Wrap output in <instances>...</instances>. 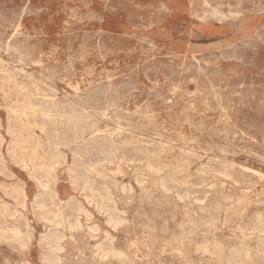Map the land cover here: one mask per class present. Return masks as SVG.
Here are the masks:
<instances>
[{
    "label": "rangeland",
    "instance_id": "374dc122",
    "mask_svg": "<svg viewBox=\"0 0 264 264\" xmlns=\"http://www.w3.org/2000/svg\"><path fill=\"white\" fill-rule=\"evenodd\" d=\"M263 164L264 0H0V264H264Z\"/></svg>",
    "mask_w": 264,
    "mask_h": 264
},
{
    "label": "bare ground",
    "instance_id": "6f19581e",
    "mask_svg": "<svg viewBox=\"0 0 264 264\" xmlns=\"http://www.w3.org/2000/svg\"><path fill=\"white\" fill-rule=\"evenodd\" d=\"M223 1V0H222ZM218 6H220V5H218ZM221 7V6H220ZM239 7V6H238ZM229 9V8H228ZM244 12V11H243ZM240 15V14H239ZM91 19V18H90ZM93 22V21H92ZM34 30V29H33ZM260 31V30H259ZM32 32V31H31ZM257 34V33H256ZM34 36V35H33ZM37 36V35H36ZM9 39V38H8ZM44 42V41H43ZM2 45V44H1ZM263 46V45H262ZM8 49V48H7ZM13 49V48H12ZM11 49V50H12ZM25 49V48H24ZM33 49V48H32ZM88 51V50H87ZM94 52V51H93ZM50 53V52H49ZM81 55V54H80ZM30 56V55H29ZM17 57V56H16ZM20 57V56H19ZM13 59V58H12ZM81 59V58H80ZM65 60V59H64ZM75 60V59H74ZM82 61V60H81ZM33 63V62H32ZM42 63V62H41ZM64 63V62H63ZM19 64H21V63H19ZM57 64V63H56ZM108 65V64H107ZM5 69V68H4ZM86 69V68H85ZM103 69V68H102ZM133 70V69H132ZM109 71V70H108ZM10 72V71H9ZM15 72V71H14ZM22 73V72H21ZM9 74V73H8ZM193 76V75H192ZM3 77V76H2ZM26 77V76H25ZM31 77V76H30ZM39 77V76H38ZM10 78V77H9ZM202 78V77H201ZM49 79V78H48ZM30 80V79H29ZM43 81V80H42ZM50 81H52V80H50ZM55 81V80H54ZM76 81V80H75ZM57 82V81H56ZM19 83V82H18ZM209 84V83H208ZM33 85H35V84H33ZM130 86V85H129ZM6 87V86H5ZM12 87V86H11ZM17 87V86H16ZM19 87V86H18ZM36 87V86H35ZM67 87H68V85H67ZM23 88V87H22ZM72 88H73V86H72ZM152 88V87H151ZM7 89V88H6ZM18 90V89H17ZM35 90V89H34ZM51 90V89H50ZM75 90V89H74ZM222 90V89H221ZM48 91V90H47ZM57 91V90H56ZM105 92V91H104ZM218 92V91H217ZM130 93V92H129ZM249 93V92H248ZM18 94V93H17ZM218 94V93H217ZM223 94V93H222ZM259 94V93H258ZM75 95V94H74ZM110 95V94H109ZM220 95V94H219ZM251 95H253V94H251ZM24 96V95H23ZM76 96V95H75ZM74 96V97H75ZM115 96V95H114ZM223 96V95H222ZM131 97V96H130ZM10 98V97H9ZM23 98V97H22ZM44 99H46V98H44ZM7 100V99H6ZM73 101V100H72ZM87 102V101H86ZM66 103V102H65ZM13 104V103H12ZM21 104V103H20ZM23 104V103H22ZM78 104V103H77ZM87 104V103H86ZM67 105V104H66ZM112 105V104H111ZM209 105V104H208ZM205 106V105H204ZM55 107V106H54ZM69 107H71V106H69ZM212 107V106H211ZM53 108V107H52ZM68 108V107H67ZM79 108V107H78ZM27 109H28V107H27ZM80 109V108H79ZM106 109V108H105ZM127 109V108H126ZM200 110V109H199ZM22 112V111H21ZM165 112V111H164ZM153 113V112H152ZM172 113V112H171ZM206 113V112H205ZM11 114V113H10ZM83 114V113H82ZM115 114V113H114ZM158 114V113H157ZM164 114V113H163ZM167 114V113H166ZM44 115V114H43ZM130 116V115H129ZM145 116V115H144ZM188 116V115H187ZM24 117V116H23ZM84 117V116H83ZM164 117V116H163ZM169 117V116H168ZM78 118V117H77ZM70 119V118H69ZM172 119V118H171ZM206 119V118H205ZM19 120V119H18ZM102 120H104V119H102ZM222 120V119H221ZM117 121V120H116ZM176 121V120H175ZM71 122V121H70ZM78 122V121H77ZM184 122V121H183ZM55 123V122H54ZM82 123V122H81ZM64 124V123H63ZM62 124V125H63ZM97 124V123H96ZM113 124V123H112ZM140 124V123H139ZM79 125H80V122H79ZM106 125V124H105ZM194 126V125H193ZM141 127V126H140ZM168 127V126H167ZM197 127V126H196ZM200 127V126H199ZM75 128V127H74ZM124 128V127H123ZM133 128V127H132ZM129 129V128H128ZM138 129V128H137ZM44 130V129H43ZM68 130V129H67ZM84 130V129H83ZM206 130V129H205ZM26 131V130H25ZM41 131V130H40ZM70 131V130H69ZM204 131V130H203ZM213 131V130H212ZM66 132V131H65ZM12 133V132H11ZM80 133V132H79ZM101 133V132H100ZM113 133V132H112ZM169 133V132H168ZM178 133V132H177ZM212 133V132H211ZM10 134V133H9ZM107 134V133H106ZM170 134V133H169ZM175 134V133H174ZM202 134V133H201ZM81 135H83V134H81ZM95 135V134H94ZM149 135V134H148ZM246 135V134H245ZM66 136V135H65ZM205 136V135H204ZM145 137V136H144ZM147 137V136H146ZM216 137V136H215ZM64 138V137H63ZM69 138V137H68ZM110 138V137H109ZM100 139V138H99ZM116 139V138H115ZM107 140V139H106ZM210 140H211V138H210ZM242 140V139H241ZM2 141V140H1ZM69 141V140H68ZM84 141V140H83ZM116 141V140H115ZM129 141V140H128ZM184 141V140H183ZM199 141V140H198ZM11 142V141H10ZM99 142V141H98ZM104 142V141H103ZM186 142V141H185ZM209 142V141H208ZM238 142V141H237ZM60 143V142H59ZM118 143V142H117ZM158 143V142H157ZM166 143V142H165ZM173 143V142H172ZM33 144V143H32ZM89 144V143H88ZM190 144V143H189ZM192 144V143H191ZM218 144V143H217ZM230 144V143H229ZM245 144V143H244ZM219 145V144H218ZM242 145V144H241ZM259 145V144H258ZM37 146V145H36ZM55 146V145H54ZM64 146V145H63ZM67 146V145H66ZM92 146H93V144H92ZM166 146V145H165ZM120 147V146H119ZM152 147V146H151ZM239 147V146H238ZM244 147V146H243ZM38 148V147H37ZM71 148V147H70ZM77 148V147H76ZM94 148V147H93ZM24 149V148H23ZM29 149H31V148H29ZM83 149H85V148H83ZM91 149V148H90ZM139 149V148H138ZM147 149V148H146ZM152 149V148H151ZM81 150V149H80ZM80 150H78V151H80ZM110 150V149H109ZM204 150V149H203ZM235 150V149H234ZM74 151V150H73ZM119 151V150H118ZM261 151V150H260ZM33 152V151H32ZM120 152V151H119ZM81 153V152H80ZM86 153V152H85ZM106 153V152H105ZM145 153V152H144ZM155 153V152H154ZM189 153V152H188ZM251 153V152H250ZM256 153V152H255ZM143 154V153H142ZM248 154V153H247ZM33 155V154H32ZM63 155V154H62ZM155 155V154H154ZM179 155V154H178ZM195 155V154H194ZM85 156V155H84ZM105 156V155H104ZM127 156V155H126ZM210 156V155H209ZM257 156H258V154H257ZM260 156V155H259ZM22 157V156H21ZM132 157V156H131ZM181 157V156H180ZM263 157V156H262ZM36 158V157H35ZM83 158V157H82ZM151 158V157H150ZM179 158V157H178ZM190 158V157H189ZM201 158V157H200ZM258 158V157H257ZM31 159V158H30ZM107 159V158H106ZM153 159V158H152ZM223 159V158H222ZM33 160V159H32ZM75 160V159H74ZM216 160V159H215ZM224 160V159H223ZM82 161V160H81ZM97 161V160H96ZM133 161V160H132ZM36 162V161H35ZM104 162V161H103ZM112 162V161H111ZM137 162V161H136ZM182 162H183V160H182ZM98 163V162H97ZM181 163V162H180ZM215 163V162H214ZM234 163V162H233ZM8 164V163H7ZM77 164V163H76ZM141 164V163H140ZM139 164V165H140ZM172 164V163H171ZM224 164V163H223ZM227 164V163H226ZM237 164V163H236ZM49 165V164H48ZM53 165H54V163H53ZM59 165V164H58ZM75 165V164H74ZM110 165V164H109ZM198 165V164H197ZM209 165V164H208ZM220 165V164H219ZM264 165V164H263ZM157 166V165H156ZM127 167V166H126ZM153 167V166H152ZM189 167V166H188ZM161 168V167H160ZM223 168V167H222ZM240 169V168H239ZM23 171H24V169H22ZM136 170V169H135ZM179 170V169H178ZM100 171V170H99ZM162 171V170H161ZM201 171H203V170H201ZM80 172V171H79ZM85 172V171H84ZM132 172V171H131ZM142 172V171H141ZM210 172V171H209ZM248 172H250V171H248ZM183 173V172H182ZM94 174V173H93ZM92 174V175H93ZM202 174V173H201ZM223 174H225V173H223ZM222 174V175H223ZM85 175V174H84ZM83 175V176H84ZM133 175V174H132ZM158 175V174H157ZM221 175V176H222ZM230 175V174H229ZM243 175V174H242ZM165 176V175H164ZM220 176V177H221ZM79 177V176H78ZM82 177V176H81ZM102 177V176H101ZM136 177V176H135ZM139 177V176H138ZM160 177V176H159ZM225 177V176H224ZM46 178H47V176H46ZM45 178V179H46ZM84 177H82V179H83ZM142 178V177H141ZM148 178V177H147ZM215 178V177H214ZM253 178V177H252ZM33 179V178H32ZM35 179V178H34ZM76 179V178H75ZM79 179V178H78ZM81 179V180H82ZM99 179V178H98ZM229 179V178H228ZM48 180V179H47ZM77 180V179H76ZM80 180V181H81ZM84 180V179H83ZM82 180V181H83ZM105 180V179H104ZM129 180V179H128ZM143 180V179H142ZM184 180V179H183ZM200 180V179H199ZM49 181V180H48ZM186 181V180H185ZM248 181H249V179H248ZM257 181V180H256ZM87 183H89V181H86ZM85 181H84V183H86ZM121 182V181H120ZM154 182V181H153ZM78 183V182H77ZM83 183V184H84ZM173 183V182H172ZM188 183V182H187ZM48 182L46 181V186L45 187H48ZM83 184H82V186H83ZM125 184V183H124ZM141 184H142V182H141ZM160 184V183H159ZM198 184V183H197ZM86 185V186H85ZM84 186L85 187H87V184H85ZM90 185V184H89ZM92 185V184H91ZM162 185V184H161ZM223 185V184H222ZM69 186H71V185H69ZM142 186V185H141ZM171 186V185H170ZM99 187V186H98ZM102 187V186H101ZM40 188H42V186L40 187ZM89 188V187H88ZM91 188V187H90ZM93 188V187H92ZM92 188H91V190H92ZM105 188V187H104ZM71 189V188H70ZM135 189V188H134ZM237 189V188H236ZM8 190V189H7ZM45 190V188L43 187V191ZM83 190H84V187H83ZM105 190V189H104ZM188 190V189H187ZM232 190V189H231ZM93 191V190H92ZM91 191V192H92ZM100 191V190H99ZM243 191V190H242ZM145 192V191H144ZM147 192H149V191H147ZM200 192V191H199ZM198 192V193H199ZM248 192V191H247ZM25 193V192H24ZM38 193V192H37ZM44 193V192H43ZM46 193V192H45ZM44 193V194H45ZM89 193V192H88ZM154 193V192H153ZM175 193H177V192H175ZM43 194V195H44ZM91 194V193H90ZM95 193H93V195H94ZM107 194V193H106ZM118 194V193H117ZM201 194V193H200ZM56 195V194H55ZM92 195V194H91ZM99 195H100V193H99ZM179 195V194H178ZM212 195V194H211ZM222 195V194H221ZM225 195V194H224ZM52 196V195H51ZM97 196V195H96ZM103 196H105V193H104V195H102V197ZM108 196V195H107ZM191 196H193V195H191ZM26 197V196H25ZM34 197H36V196H34ZM85 197V196H84ZM91 197V196H90ZM109 197H110V195H109ZM148 197V196H147ZM92 198V197H91ZM234 198V197H233ZM52 199V198H51ZM100 199V198H99ZM106 198H104L103 200H105ZM226 199V198H225ZM237 199H239V198H237ZM86 200V199H85ZM134 200V199H133ZM182 200V199H181ZM198 200V199H197ZM206 200V199H205ZM44 201V200H43ZM100 201H101V199H100ZM109 201V200H108ZM116 201V200H115ZM120 201V200H119ZM131 201V200H130ZM28 202H30V201H28ZM53 202V201H52ZM51 202V203H52ZM74 202V201H73ZM264 202V201H263ZM102 203V202H101ZM219 203V202H218ZM231 203V202H230ZM49 204H50V202H49ZM74 204V203H73ZM188 204V203H187ZM221 204V203H220ZM39 205H41V204H39ZM178 205V204H177ZM183 205V204H182ZM32 206V205H31ZM35 206V205H34ZM43 206V205H42ZM55 206V205H54ZM74 206V205H73ZM102 206V205H101ZM215 206V205H214ZM41 207V206H40ZM39 207V208H40ZM45 207V206H44ZM57 207V206H56ZM88 207V206H87ZM102 207H104V206H102ZM185 207V206H184ZM216 207V206H215ZM24 208V207H23ZM61 208H63V207H61ZM178 208V207H177ZM214 208V207H213ZM212 208V209H213ZM260 208V207H259ZM30 209V208H29ZM40 209H42V208H40ZM49 209V208H48ZM112 209V208H111ZM45 210V209H44ZM103 210V209H102ZM203 210V209H202ZM206 210H207V208H206ZM35 211V210H34ZM105 211H107V210H105ZM130 211V210H129ZM241 211V210H240ZM252 211V210H251ZM57 212H59V211H57ZM81 212V211H80ZM60 213H62V212H60ZM79 213V212H78ZM119 213V212H118ZM222 213V212H221ZM242 213V212H241ZM50 214H52V213H50ZM54 214V213H53ZM57 214H59V213H57ZM211 214V213H210ZM224 214V213H223ZM230 214V213H229ZM67 215V214H66ZM76 215V214H75ZM85 215V214H84ZM120 215V214H119ZM263 215V214H262ZM36 216V215H35ZM53 217L54 216H56L55 214L54 215H52ZM129 216V215H128ZM40 217H41V215H40ZM52 217V218H53ZM60 217V219L62 218V220L61 221H63L64 219H63V217H61V216H59ZM67 217H68V215H67ZM66 217V218H67ZM77 217H78V215H77ZM93 217V216H92ZM115 217V216H114ZM214 217V216H213ZM13 218V217H12ZM58 218V217H57ZM70 218H72L71 216H70ZM193 218V217H192ZM10 219V218H9ZM78 219V218H77ZM87 219V218H86ZM47 220V219H46ZM54 220H55V218H54ZM59 220V219H58ZM69 220V219H68ZM67 221V220H66ZM249 221V220H248ZM70 222V221H69ZM80 222V221H79ZM78 222V223H79ZM105 222V221H104ZM107 222V221H106ZM244 222V221H243ZM47 223V222H46ZM62 223H65V221L64 222H62ZM72 223H74V222H72ZM187 223V222H186ZM209 223V222H208ZM66 224V223H65ZM67 224H70V223H67ZM241 224V223H240ZM2 225V224H1ZM123 225V224H122ZM206 225V224H205ZM232 225V224H231ZM68 226V225H67ZM70 226V225H69ZM68 226V227H69ZM87 226V225H86ZM204 226V225H203ZM92 227V226H91ZM114 227V226H113ZM115 227H116V225H115ZM114 227V228H115ZM212 227V226H211ZM222 227V226H221ZM17 228V227H16ZM48 228V227H47ZM70 228H72V227H70ZM133 228V227H132ZM72 229H74V228H72ZM121 229H122V227H121ZM201 229V228H200ZM229 229V228H228ZM147 230V229H146ZM215 230V229H214ZM77 231V230H76ZM92 231H94V230H92ZM219 231H220V229H219ZM262 231V230H261ZM8 232V231H7ZM10 232V231H9ZM13 232V231H12ZM21 232V231H20ZM85 232V231H84ZM104 232V231H103ZM161 232V231H160ZM186 232V231H185ZM197 232V231H196ZM239 232H241V231H239ZM251 232V231H250ZM3 233H4V231H3ZM61 233V232H60ZM106 233H107V231H106ZM119 233V232H118ZM184 233V232H183ZM201 233V232H200ZM242 233V232H241ZM244 233V232H243ZM20 234V233H19ZM37 234V233H36ZM54 234V233H53ZM83 234V233H82ZM264 234V233H263ZM52 234H50V236H51ZM107 235H109V234H107ZM134 235V234H133ZM253 235V234H252ZM255 235V234H254ZM262 235V234H261ZM64 236V235H63ZM144 236H145V234H144ZM150 236V235H149ZM180 236V235H179ZM182 236V235H181ZM206 236V235H205ZM42 237V236H41ZM198 237V236H197ZM249 237V236H248ZM251 237V236H250ZM253 237V236H252ZM19 238V237H18ZM28 238V237H27ZM53 238H54V236H53ZM86 238V237H85ZM111 238V237H110ZM212 238V237H211ZM4 239V238H3ZM22 239V238H21ZM55 239V238H54ZM217 239V238H216ZM248 239V238H247ZM10 240V239H9ZM14 240V239H13ZM20 240V239H19ZM51 240V239H50ZM61 240V239H60ZM64 240V239H63ZM143 240V239H142ZM189 240V239H188ZM191 240V239H190ZM232 240V239H231ZM261 240V239H260ZM24 241H26V240H24ZM53 241V240H52ZM51 241V242H52ZM57 241H58V238H57ZM56 241V242H57ZM136 241V240H135ZM226 241V240H225ZM237 241V240H236ZM13 242V241H12ZM55 242V243H56ZM128 242V241H127ZM177 242V241H176ZM206 242V241H205ZM256 242H258V241H256ZM261 242V241H260ZM259 242V243H260ZM48 243V242H47ZM99 243V242H98ZM101 243V242H100ZM110 243V242H109ZM142 243V242H141ZM207 243H209V242H207ZM231 243V242H230ZM244 243V242H243ZM249 243V242H248ZM24 244V243H23ZM53 244V243H52ZM51 244V245H52ZM56 244H58V242L56 243ZM104 244V243H103ZM136 244V243H135ZM134 244V245H135ZM168 244V243H167ZM191 244V243H190ZM100 245V244H99ZM98 245V246H99ZM109 245V244H108ZM129 245V244H128ZM50 246V245H49ZM69 246V245H68ZM85 246V245H84ZM162 246V245H161ZM183 246V245H182ZM206 246V245H205ZM210 246V245H209ZM213 246V245H212ZM253 246V245H252ZM51 247H53V248H55L56 247V245H55V247L54 246H51ZM60 247V246H59ZM95 247V246H94ZM104 247V246H103ZM107 247V246H106ZM131 247V246H130ZM215 247V246H214ZM53 248L51 249V251L53 250ZM58 248V247H57ZM97 248V247H96ZM117 248V247H116ZM207 248V247H206ZM213 248V247H212ZM217 248V247H216ZM215 248V249H216ZM230 248V247H229ZM26 249V248H25ZM56 249V248H55ZM91 249H92V247H91ZM95 249V248H94ZM110 249V248H109ZM113 249V248H112ZM111 249V250H112ZM135 249H136V247H135ZM195 249V248H194ZM217 249H219L220 250V248H217ZM243 249V248H242ZM57 250H59V249H57ZM102 250V249H101ZM164 250V249H163ZM175 250V249H174ZM206 250H208V249H205V251ZM231 250V249H230ZM99 251V250H98ZM105 251V250H104ZM146 251V250H145ZM195 251V250H194ZM204 251V250H203ZM234 251V250H233ZM236 251V250H235ZM239 251V250H238ZM245 251V250H244ZM50 252V251H49ZM53 252V251H52ZM109 252H111V251H108V253ZM243 252V251H242ZM38 253V252H37ZM53 253H55V252H53ZM103 253V252H102ZM105 253L106 254H108L106 251H105ZM175 253V252H174ZM215 253V252H214ZM16 254V253H15ZM25 254V253H24ZM111 254V253H110ZM199 254V253H198ZM230 254V253H229ZM263 254H264V252H263ZM47 255V254H46ZM52 255V254H51ZM55 255H56V253H55ZM117 255V254H116ZM162 255V254H161ZM204 255H205V252H204ZM211 255V254H210ZM213 255H215V254H213ZM234 255V254H233ZM102 256V255H101ZM108 256V255H107ZM200 256V255H199ZM49 257H51V256H49ZM53 257V256H52ZM51 257V258H52ZM56 257V256H55ZM172 257V256H171ZM212 257V256H211ZM217 257V256H216ZM228 257H230L229 255H228ZM59 258V257H58ZM106 258V257H105ZM55 259V258H54ZM57 259V258H56ZM121 259V258H120ZM132 259V258H131ZM157 259V258H156ZM179 259V258H178ZM181 259V258H180ZM211 259V258H210ZM227 259V258H226ZM233 259V258H232ZM185 260V259H184ZM230 260V259H229ZM49 262H50V260H49ZM132 262H133V260H132ZM136 262H137V260H136ZM236 262H237V260H236ZM22 263V262H21ZM55 263V262H54ZM145 263V262H144ZM167 263V262H166ZM181 263V262H180ZM183 263V262H182ZM225 263V262H224ZM229 263V262H228ZM231 263H232V260H231ZM239 263V262H238ZM51 264H53L52 262H51ZM56 264H57V262H56ZM128 264V263H127ZM130 264H132V263H130ZM135 264V263H134ZM146 264V263H145ZM179 264V263H178Z\"/></svg>",
    "mask_w": 264,
    "mask_h": 264
}]
</instances>
